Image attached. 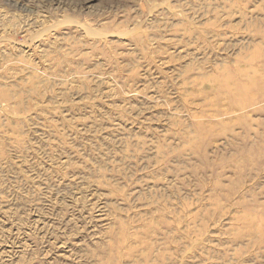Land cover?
<instances>
[{"label": "rangeland", "instance_id": "obj_1", "mask_svg": "<svg viewBox=\"0 0 264 264\" xmlns=\"http://www.w3.org/2000/svg\"><path fill=\"white\" fill-rule=\"evenodd\" d=\"M0 264H264V0H0Z\"/></svg>", "mask_w": 264, "mask_h": 264}]
</instances>
